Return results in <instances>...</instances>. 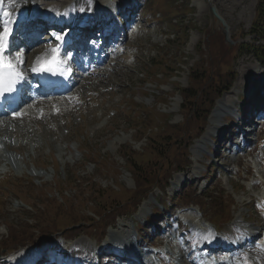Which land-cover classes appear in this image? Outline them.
I'll use <instances>...</instances> for the list:
<instances>
[{
    "label": "rangeland",
    "instance_id": "obj_1",
    "mask_svg": "<svg viewBox=\"0 0 264 264\" xmlns=\"http://www.w3.org/2000/svg\"><path fill=\"white\" fill-rule=\"evenodd\" d=\"M31 1L38 5L42 4V10L46 3L55 5V9L56 6L62 7L71 2V0H26L25 6ZM143 1H145L146 7L142 9L140 8V11H142V14L144 12L142 20H145V18L148 20L145 29L141 30L137 35L129 36L128 39L121 43L122 53L120 56L125 57L123 61L120 60L116 64L111 62L106 68L100 70L103 71L101 75L99 73L93 75L87 80L84 79L82 81L84 84L81 87L79 83V85L69 93L74 94L76 100L79 99L74 102V104H77L76 107H74L71 102L67 107L63 106L61 103V105H59L61 110L60 113L55 117H51L54 106H48L43 113V118L39 119L31 113V109L25 108V106L23 109L32 114V117L26 118L22 120V122L20 120L11 121L13 124L7 123L9 126L5 125L9 128L12 127V129H10L11 132L7 131L8 128L4 129L3 132H0V139L2 138L10 143L9 148L6 150H0V157L4 159V161H7L1 162L0 165V172H2L0 174V196L2 195L1 191L4 192L3 186L7 183L6 179L9 177L13 178V181L20 185L21 190H30L31 187H35L40 191L44 187H47V190L49 191L51 185L49 187L48 183L56 182L59 184L62 182L61 180H68L70 176H79L84 181L90 180L98 186L115 187L119 183L123 188L134 189L130 173H128L125 168L127 167L125 165V160L120 157V150L128 148V146L132 144L133 149L141 151L142 147L146 146V142L141 141L134 144V133L132 130H129V124L127 123L128 121L123 112L133 110L130 103L135 104L134 109L138 111H143L141 106L144 110H150L154 107L153 111H158V113H162V115L164 114L165 118L168 114L171 115V124L180 123L182 121L180 113L182 107L181 97L175 95V97L171 98L169 101L167 100L168 103L165 105L160 103V99L173 93L177 87L179 89H186L189 86L191 71L195 68V63H197L198 60L200 61V58H202V61L198 64H203L200 65L199 68H206V62L203 61L204 56L200 54L198 45L200 42H209V39L213 37L217 38V40H219L220 37H223V40H220L221 45L216 52L217 54H224L227 49L226 45L229 44V46L233 48L231 51L237 50L242 44L249 45L243 46L242 50H238L237 53L230 55L227 54L229 57L225 62L229 60L226 63L228 71L220 66L214 67L213 75L217 78L211 80L212 84H217L220 79L223 78H228L233 81L228 93L221 95L214 103V108L209 115L207 126L204 130V138H206V134L214 132L211 129L212 126L213 129L219 133L218 142H220L222 146V140L220 139L222 133L219 128L214 126V123H217L220 128L231 129L232 126H226L228 123L227 118H223L220 115L219 110L216 113L218 106H221L223 103H228V101L232 99L236 105H239L240 108H238V110H240L241 107L244 108V106H246L242 99L244 96L247 97L251 95L250 98H252L253 93L254 96H256L258 89L254 88L256 82L259 83V86L264 87V65L261 64L264 62L257 60L251 52H249L251 51L250 45H252V40L248 34L251 24L254 21V9L257 0H174V3L178 4V11L182 10V13H186L178 16V21H181L184 24H188L189 22L190 25L184 35L179 39L176 38L172 40L171 46L163 49H161L160 46L164 47V45H167V39H165V37L170 33V29L167 28L166 25L174 19V17L171 18L165 14H161L159 15L161 20L157 21L156 17L153 16L156 8L152 7L151 10H148L147 8L148 4L153 0ZM95 2L97 3V1ZM99 3L100 2H98V4ZM82 6L84 7L85 5ZM186 6L189 8L192 6L195 10L193 12H185L184 10ZM12 7L16 10L15 18L13 20L16 21L20 16L19 8L13 5ZM26 7L28 8V6ZM210 7H214L220 18L224 21L226 27L225 31L222 30L221 26L211 25L209 21ZM77 8H80V6ZM9 9L12 8L9 7ZM52 10L48 12H51ZM74 13L75 10L72 11L71 15L73 16ZM224 32H226L225 35H227L226 38L228 39V44L225 42V37L223 35ZM254 44H260L264 48V41H255ZM211 48L215 49L216 44L212 45ZM233 56L236 57L233 59ZM158 62L165 65L164 68L162 67L165 72L164 75L158 70L154 72L159 75L158 80L161 79L165 82L160 87H157L154 83L155 81H158L155 78H152L154 77V74H145L147 70L151 69ZM85 76L86 75L83 77L85 78ZM198 78L199 77L197 76V79ZM85 80L87 82H85ZM237 98L241 99L242 102L239 103ZM262 102H264V99ZM221 109L226 111V108ZM142 115L146 114L143 113ZM215 115H218L219 117L216 118ZM233 116H236V111L233 112ZM3 124L5 123H0V127H3ZM162 125L165 124L161 121L157 124V126ZM263 130L264 128L260 131L262 132ZM229 131L232 132V130ZM229 131H225L224 134H230V137H234L235 135L233 136L232 133H227ZM260 135L264 137L263 132L258 134V136ZM202 138L203 135L198 140L193 141L189 148L191 168L188 172H190L191 176H187V173L185 172L173 174L170 178V184H168L165 192L162 193L163 201L168 202V197L173 194V192L185 189L187 192H190V195L186 192V195L182 196L184 199L191 197L193 192H197V194L201 193V195L202 193H205L204 196H210L213 198L211 204L215 203L220 206V209H222L224 208L220 200L222 192L225 196L231 197L235 201L233 215H235V217H251L250 221H255L257 224H249L248 226L250 229L253 228L251 231H256V228H258V226L261 227V224L258 223V217L252 209L251 199H255L254 194H256L257 198L264 197V183L257 188H251L254 181H256V175L260 176L263 173V168L258 166V161L256 160L258 157L257 154L254 155V159H251V161H249L250 158H246L243 160L238 159L233 162L232 159H230L233 157L231 155L229 156L227 162L229 164L225 170L221 167L218 171L210 168L205 169L204 165H206V163L215 167L217 162L219 161V163H222V160L220 161L216 158V162H214V157L216 155L211 157L207 152L203 153L197 150L199 144L205 142ZM226 138L227 140L230 139L228 136ZM188 139H182L181 144ZM252 139L254 140L253 137ZM205 145L206 144L201 143L198 149L205 148ZM219 154L226 155V152L222 150ZM93 156L107 158L108 162L111 164L110 169H105V171L102 172L99 170L97 164H95L96 166L94 167L92 164L94 163ZM5 163H8V167H4ZM176 164H178V160L173 159L171 163L172 170ZM236 165L242 166L240 169L243 170L242 174L239 173L240 175L238 174L235 176L234 171ZM249 165L252 169V174L246 178L248 182L244 184L240 177L243 176L245 179V169H248ZM113 166L114 168L118 167V169H113ZM19 168L20 170L18 171ZM111 169L113 172L110 171ZM218 172L219 179L217 175ZM35 174H39L40 177L35 178ZM200 174L204 175V177L199 180L198 178ZM209 174L213 176L210 180H208ZM157 177L161 176L158 175ZM3 178H5V180H1ZM27 178L30 179L27 180ZM192 182H194L195 186L191 189L189 187H191L190 185ZM240 184L244 185L241 187L242 191L234 192L232 188H239L238 185ZM80 186L79 182H72L68 184L63 183L62 188L66 190L65 195L71 201L74 198H77L74 190H79L81 188ZM113 187L110 189H113ZM9 188L12 190H18L15 186ZM56 189L58 190L57 187ZM115 189H117V187H115ZM257 189L259 191H257ZM158 194L159 192L154 191L153 194L150 192L147 195L145 198V200H147L145 205H147L138 208V213L134 217L133 223L122 216H118L115 219L117 225L124 224L126 230V232L121 230L120 234L115 233L113 236L112 239L116 240L117 244L123 239L122 241L126 243L127 249L128 246L130 247L127 235L133 233L135 222L144 225V220L140 217V212L147 213V218L152 216L148 209L152 206L156 207L157 203L155 198ZM50 196L59 198L54 192H52ZM157 199L159 200L161 198L159 197ZM0 200V205L3 208L2 211H0V254H4L1 250L2 245H5V248L10 249V252L15 250V246L12 247L5 244L7 227L3 223L17 226L16 231L20 232V222L29 221V223H33V219L30 215L35 212L30 206L22 204L20 201L21 199L16 195L8 193L6 196H2ZM31 203L34 207V204H38V201L35 199ZM204 204H206L205 201L203 205H201L204 206ZM212 206L213 205H210L209 207ZM157 207L161 208L160 205ZM209 207L207 210H209ZM205 209L203 219H200V215L203 213L201 208L182 210L181 212L185 216L190 215V219H181L186 224L187 221H189L194 225H199L200 222L202 223L205 221L212 222L209 212ZM161 210L163 211V208ZM166 211H168V208ZM117 212H119V209L114 210V213ZM169 212H171L170 214L173 216L174 209ZM169 212H165V214ZM226 218L227 217H224V219ZM164 219H168V217H165ZM155 224L157 228V222ZM112 228L116 229L117 227L115 224H112ZM148 229L149 233L153 232V229L149 226H145L146 232ZM81 231L83 232L77 235L76 239H70L74 241H68V244L63 243V241H61L62 239L54 237L50 243L54 246V249H51L52 253L58 254L62 250L69 253V249L71 247L77 248L78 243L87 247L93 246L96 242L95 238L98 236L97 232L94 230L88 231L86 228ZM111 232L112 230H108L107 234H110ZM29 236L38 239V236H41V234L35 232ZM108 244H110L109 241L105 239L99 247L98 244L96 247L99 249ZM18 250L19 249H17V251ZM82 251H84V249H81L78 252L80 253ZM69 258L70 255L66 254L61 256L60 260L63 263H67Z\"/></svg>",
    "mask_w": 264,
    "mask_h": 264
},
{
    "label": "trees",
    "instance_id": "obj_2",
    "mask_svg": "<svg viewBox=\"0 0 264 264\" xmlns=\"http://www.w3.org/2000/svg\"><path fill=\"white\" fill-rule=\"evenodd\" d=\"M255 14V20L249 34L255 37V39L257 37L264 40V0H258ZM180 24L181 23H178L177 20L173 21L171 28L176 31L177 28L181 26ZM218 50L219 48L216 47L214 52L207 56V67L199 73L200 79H197L198 73L192 74V78L194 79L193 82L199 84V91L197 90V92H201L203 89L204 93L209 90L211 94H215L217 89H220V85L219 83L212 84L211 80L217 78L213 75L214 67L220 66L228 71L226 63L229 60L226 62L225 60L229 57L228 55L237 53L238 50L241 49L240 46L237 50L232 51L231 48H227L224 54H217L216 52ZM250 50L259 61L264 62L263 46L250 45ZM223 80L228 82V78H223ZM196 96L197 95H194V97ZM147 112L148 111L144 110L145 114ZM163 117L165 118V115H163ZM127 118L129 119L128 122L130 121L129 123H131L130 127L135 129L134 138H136L137 141L144 137L147 139V146L143 149L144 153L135 152L131 145L120 151V155L125 160L126 166H128L137 187H140L141 184H146L149 178L158 175L165 176L172 171V160L177 158L173 152L176 148H179L182 139L189 138V134L183 129L174 128L165 134H151L148 132L149 129L156 127L158 122L163 119L162 115L152 110L149 111V115L146 114L145 118H143L139 111L133 109ZM96 160L98 168L103 170L104 167L102 166H105L110 169L111 164L108 162L107 158L100 157ZM182 162H185L184 158ZM180 166L184 167L183 164ZM176 167H178V164H176L174 168ZM112 168L118 169V167L114 168V166ZM111 171L113 170L111 169ZM72 182H79L81 188L79 190H74L77 198L71 201L63 194V189L59 190V196L62 198V202H60L58 198L50 196L53 190H49L47 193L37 191V195L32 194L31 198L38 201V204H34L35 213L32 216L34 223L30 226L27 224L21 225L20 232L16 231L15 225H9L8 232L10 244L14 245L19 242L32 241L33 238L29 235L35 232H39L41 237L44 238L59 231L66 232L68 230H74L81 225L92 227L96 224L101 228L104 226L105 213L112 212L128 201L124 194L110 188L98 186L90 180L84 181L78 176H70L68 180H62L60 186L62 187L63 183L68 184ZM29 192L23 193L24 198L29 197ZM91 204H94L95 208ZM85 207H89L90 211L99 218V221L80 211L81 209H85Z\"/></svg>",
    "mask_w": 264,
    "mask_h": 264
},
{
    "label": "bare ground",
    "instance_id": "obj_3",
    "mask_svg": "<svg viewBox=\"0 0 264 264\" xmlns=\"http://www.w3.org/2000/svg\"><path fill=\"white\" fill-rule=\"evenodd\" d=\"M9 1V3H11L12 5H16V6H18L19 8H20V11H21V16L22 17H25V16H23V15H26V13H25V9H24V5H25V2H26V0H8ZM54 6L55 5H52V4H50V3H46L45 4V7L43 8V11L44 12H46V13H48V11H50V10H52V9H54ZM28 10H30V16L31 17H33L34 16V13H36L37 11H36V9L34 8V7H31V8H29ZM25 21V20H24ZM24 21H19V22H17V24H19V25H21V24H23V22ZM29 21V20H28ZM28 21H26V22H28ZM4 29L3 28H0V31H3ZM8 30H6V32H7ZM17 33H19V31L17 30ZM30 32L28 31V33L27 34H29ZM5 34H2L1 36H0V44L3 42V40H2V36H4ZM23 39H25V37H23ZM18 45V44H17ZM36 47V48H35ZM93 47H94V43L92 42L90 45H88L87 47H85V49L83 50V51H92L93 50ZM52 54V51H46L45 52V49H44V46L41 48L40 46H38V45H32V46H30L29 48H27L26 50H25V56H20V57H18V58H16V57H14L12 60H11V62L13 63V67H10L9 68V70H11V72H10V75L11 76H13V74H14V72H17L19 75L16 77V79H15V83L17 84H19L20 83V81H22L23 79H25L26 81H27V83L30 85V80H31V83H33V81H34V75H36L37 73L38 74H40L41 73V71L39 72V68L40 67H44L47 63H48V58H49V56ZM95 54H97V52H95ZM93 57V55H91L90 57H88V58H92ZM80 59V57L79 56H76V57H72V58H70V62H69V64H65V66L66 67H68V66H73V65H76V63L78 62V60ZM106 62V61H105ZM104 62V63H105ZM91 63L90 62H87V63H85V65L83 66V69L82 70H86V72L88 73L87 74V76L89 75V76H93V75H96V74H99V71H97L96 73H92L91 72ZM49 69V67L47 68V70ZM14 71V72H13ZM28 73H30L33 77H31V76H28ZM101 75V74H100ZM97 77V76H96ZM86 79V78H85ZM87 79H89V78H87ZM84 80V79H83ZM89 81V80H88ZM70 82L71 83H73V86H72V88L74 87V86H76V85H78L79 83H80V81H77L75 78H72L71 80H70ZM85 82H87V81H85ZM84 84V82H82L81 83V85H80V87L82 86ZM90 84V83H89ZM79 87V88H80ZM87 87V86H86ZM71 88V89H72ZM78 88V89H79ZM84 88V87H83ZM39 93H42V91H40ZM38 95V94H37ZM76 96L75 95H66L65 97H63V98H59V100L61 101V103H62V105L63 106H65V103L68 101H70V102H76L77 100H76V98H75ZM27 102H25L26 104H28V109H32V108H36L37 106H42L41 104L42 103H47V100H45V97H43L42 95H39L38 97H36L34 100H26ZM22 105V104H21ZM42 107H44V106H42ZM67 107V106H66ZM25 108H27V106L25 107ZM27 109V110H28ZM55 109H60V107H59V104L56 102V106H55ZM230 110V108L229 107H227L226 108V110ZM25 111V110H24ZM219 112H220V115L222 116V117H224L226 114V111H224V110H222L221 108L219 109ZM221 113H223V114H221ZM228 113H230L229 111H228ZM19 114H21L22 115V117L20 118L19 116H18V113L16 114V116H12L10 119L9 118H7V119H2V118H0V123H5L6 121H15V120H20V119H22V120H24V119H26V118H29V116L25 113V112H20ZM219 114V113H218ZM7 116H11V115H7ZM56 115L55 114H53V113H51V117H55ZM215 117L216 118H218L219 116L218 115H215ZM214 117V118H215ZM215 118V119H216ZM244 122H248L249 123V121L247 120V119H245L244 120ZM15 125V124H14ZM3 126V125H2ZM9 126V125H8ZM8 126H5V127H0V132H3V130L6 128H8V130L7 131H10L11 132V130L10 129H12V127L11 128H9ZM12 126V125H11ZM243 129H238L237 130V135L239 134V135H242V132L243 133H245V132H249L250 130H247L246 128L244 129V131H242ZM232 135L234 136L235 134H233L232 133ZM243 136H244V134H243ZM2 139V138H1ZM0 139V146H2V147H5V144H6V140H4V139H2L1 140ZM222 146H221V143L220 142H218V145L216 146V148H215V150H219L220 148H221ZM7 148V147H6ZM147 226H149L151 229L154 227L151 223H148L147 224ZM251 230V229H250ZM144 231L146 232V230L144 229ZM255 230H252L251 232H252V234H250L251 235V237H253L254 236V234H255V232H254ZM147 233V232H146ZM148 235V234H147ZM123 240V239H122ZM119 241V243L117 244V246L118 247H124V252H126L127 251V246H126V243L124 242V241ZM104 247H106V246H104ZM242 251V250H241ZM125 256H127V255H125ZM124 256V257H125ZM134 256L135 257H137V258H139V263L138 264H149L148 263V261H146V260H141L140 258H141V255H139V254H134ZM198 257H201V255H199Z\"/></svg>",
    "mask_w": 264,
    "mask_h": 264
},
{
    "label": "water",
    "instance_id": "obj_4",
    "mask_svg": "<svg viewBox=\"0 0 264 264\" xmlns=\"http://www.w3.org/2000/svg\"><path fill=\"white\" fill-rule=\"evenodd\" d=\"M216 19L218 22H220L222 25H224L223 21L220 19V17L216 14L214 9L210 10V19L213 21V19Z\"/></svg>",
    "mask_w": 264,
    "mask_h": 264
},
{
    "label": "snow or ice",
    "instance_id": "obj_5",
    "mask_svg": "<svg viewBox=\"0 0 264 264\" xmlns=\"http://www.w3.org/2000/svg\"><path fill=\"white\" fill-rule=\"evenodd\" d=\"M59 38V37H58Z\"/></svg>",
    "mask_w": 264,
    "mask_h": 264
}]
</instances>
